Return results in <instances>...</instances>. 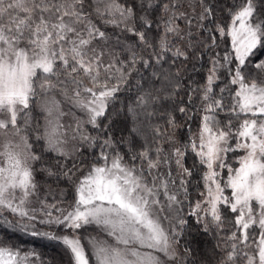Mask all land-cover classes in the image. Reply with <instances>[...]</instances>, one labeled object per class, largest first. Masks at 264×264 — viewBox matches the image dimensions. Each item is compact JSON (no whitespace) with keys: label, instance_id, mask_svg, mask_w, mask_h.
Instances as JSON below:
<instances>
[{"label":"snow or ice","instance_id":"1","mask_svg":"<svg viewBox=\"0 0 264 264\" xmlns=\"http://www.w3.org/2000/svg\"><path fill=\"white\" fill-rule=\"evenodd\" d=\"M261 53L264 0H0V229L67 264H264Z\"/></svg>","mask_w":264,"mask_h":264},{"label":"trees","instance_id":"2","mask_svg":"<svg viewBox=\"0 0 264 264\" xmlns=\"http://www.w3.org/2000/svg\"><path fill=\"white\" fill-rule=\"evenodd\" d=\"M220 3L223 4L224 0H220ZM228 46L230 47V38L226 41ZM223 47V45H222ZM264 56V53L260 54ZM259 58V57H257ZM205 67H207L206 61H202ZM199 67V65H198ZM204 73L201 72L198 75H194V79L202 80ZM177 119H182V117L177 114ZM160 124H163V121H158ZM153 123H157V121H153ZM117 135H119V131H117ZM185 133H181L183 137ZM236 155H240L237 153ZM188 166H191V157L188 159ZM238 166V164L236 165ZM193 199L196 198V192L192 193ZM187 210V209H186ZM0 214L7 216L10 220L13 219L10 213L0 212ZM189 223L191 224V230L188 232L187 236L182 240V243L187 242L193 252L194 257L196 258H204L207 254V258H211V251L215 246V239L200 230V226L195 223V218H189ZM37 227L42 230H48L44 226L37 225ZM91 235L96 236L97 232L94 230H90ZM0 239H6L7 244L6 247H11L14 251L19 248L21 251L19 252V256H24L26 252L35 251L43 258V264H67V255L63 247L53 241H49L47 239H43L40 237H32L30 235H26L20 232H14L7 229H0ZM90 256V252L87 253ZM28 260H34V257L29 256ZM17 263L19 261V257L16 259ZM16 263V264H17ZM27 264V262H25Z\"/></svg>","mask_w":264,"mask_h":264},{"label":"rangeland","instance_id":"3","mask_svg":"<svg viewBox=\"0 0 264 264\" xmlns=\"http://www.w3.org/2000/svg\"><path fill=\"white\" fill-rule=\"evenodd\" d=\"M4 212H7V211H4ZM101 238H104V237L101 235ZM8 261H9V255L8 254H5L3 257H0V264H7ZM16 263H17V261L15 262V264Z\"/></svg>","mask_w":264,"mask_h":264}]
</instances>
